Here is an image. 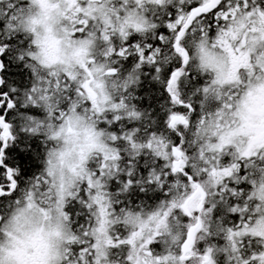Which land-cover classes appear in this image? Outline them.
I'll return each instance as SVG.
<instances>
[{
  "label": "snow or ice",
  "instance_id": "1",
  "mask_svg": "<svg viewBox=\"0 0 264 264\" xmlns=\"http://www.w3.org/2000/svg\"><path fill=\"white\" fill-rule=\"evenodd\" d=\"M249 119L264 0H0V264H264Z\"/></svg>",
  "mask_w": 264,
  "mask_h": 264
},
{
  "label": "clouds",
  "instance_id": "2",
  "mask_svg": "<svg viewBox=\"0 0 264 264\" xmlns=\"http://www.w3.org/2000/svg\"><path fill=\"white\" fill-rule=\"evenodd\" d=\"M49 12H55V9L50 5ZM44 55L46 60L54 66L60 64L65 56L63 44L57 42L51 32H49V39L45 45ZM244 131L256 137L264 136V124L257 127L254 120L249 119ZM57 239H59V235L46 228L30 231L18 242L15 258L19 264H51L53 245Z\"/></svg>",
  "mask_w": 264,
  "mask_h": 264
},
{
  "label": "flooded vegetation",
  "instance_id": "3",
  "mask_svg": "<svg viewBox=\"0 0 264 264\" xmlns=\"http://www.w3.org/2000/svg\"><path fill=\"white\" fill-rule=\"evenodd\" d=\"M258 141L260 142H264V136H261V137H257Z\"/></svg>",
  "mask_w": 264,
  "mask_h": 264
}]
</instances>
